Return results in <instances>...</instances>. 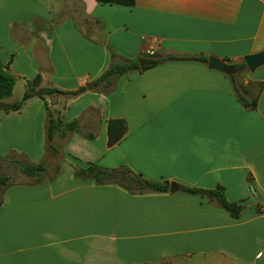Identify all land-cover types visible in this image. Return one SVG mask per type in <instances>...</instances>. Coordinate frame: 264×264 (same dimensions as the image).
I'll return each mask as SVG.
<instances>
[{
    "label": "crops",
    "instance_id": "1",
    "mask_svg": "<svg viewBox=\"0 0 264 264\" xmlns=\"http://www.w3.org/2000/svg\"><path fill=\"white\" fill-rule=\"evenodd\" d=\"M263 51L264 0H135L132 8L0 0V62H10L14 91L21 87L4 104L18 102L25 81L37 75L41 87H83L77 97L54 94L45 101L55 118L76 120L82 133L95 135L90 141L55 134L54 152L47 150V113L31 98L16 112L0 110V156L19 150L33 164L41 156H67L78 168L125 166L179 188L219 186L242 206L233 220L180 190L131 196L75 180L66 164L65 179L54 175L4 193L0 264H264V66L240 79L263 85L253 111L237 101L227 75L194 61L131 72L111 94L90 86L110 63L143 53L232 65ZM113 119L123 120L127 133L108 148L106 122Z\"/></svg>",
    "mask_w": 264,
    "mask_h": 264
},
{
    "label": "trees",
    "instance_id": "2",
    "mask_svg": "<svg viewBox=\"0 0 264 264\" xmlns=\"http://www.w3.org/2000/svg\"><path fill=\"white\" fill-rule=\"evenodd\" d=\"M97 4L109 6H121L125 8H132L135 0H95ZM112 57L113 55L110 54ZM180 61H194L202 64H207V58L203 56H178V55H163L162 59L147 61L143 67H139L140 59L124 60L120 63H110L109 66L101 73V75L91 82L92 90L97 93L107 94L115 87V83L121 76L127 75L131 72L143 73L151 68L167 62ZM235 69L233 75L228 76L232 85L237 101L245 109L253 111L257 108L259 96L262 92V83L248 82L246 85L240 83V79L248 74V71L243 62L239 64H229L226 60L223 61ZM9 63L2 64L0 62V103H6L12 95L17 79L9 73ZM42 80L40 76H35L30 81H25V88L22 92L21 98L14 104H6L3 109L5 112L18 111L23 103L31 98L40 99L45 107L47 113L46 126V148L49 151L54 149L51 145L52 138L58 134L60 138H65L67 134H78L86 140H94L93 133H82L79 124L76 120L64 123L60 118L54 117L50 111L48 104L45 101L46 97L54 94L64 95L69 97H77L86 91L85 88H79L73 92H63L56 88L41 87ZM127 133V127L123 120L113 119L106 122V137L107 147L112 148L119 143ZM8 159V163L14 166L21 175L25 176L30 183L22 185L15 184L12 177L0 174V207L2 204V197L4 193L14 186L32 187L43 182L44 175L47 168L44 163L33 164L24 158L17 156L0 157V162ZM73 178L75 180L92 183L94 186H114L122 189L131 196H142L147 194H168V181H150L145 179L142 175L137 174L125 166L117 168H103L94 163H86L83 167L73 168ZM180 192L205 198L210 204H215L223 209L229 217L237 220L240 217L242 206L237 203L229 202L221 187H216L213 190H203L198 188L181 187Z\"/></svg>",
    "mask_w": 264,
    "mask_h": 264
},
{
    "label": "rangeland",
    "instance_id": "3",
    "mask_svg": "<svg viewBox=\"0 0 264 264\" xmlns=\"http://www.w3.org/2000/svg\"><path fill=\"white\" fill-rule=\"evenodd\" d=\"M87 33L89 34L90 32H87ZM17 88L18 89H16L14 92H15V94L16 93L20 94L21 93V87L20 88L17 87ZM113 90L112 91H109L108 93L111 94L113 92ZM65 100H66L67 103H69V101L71 99L70 98H67ZM57 149L59 151H62L64 148H63V146H59L58 145L57 146ZM31 153H33V152H31ZM10 156H17V157L19 156V157L24 158L25 160L33 163L31 161L30 156L26 152H21L19 150L18 151L17 150H13V151H10V152H6V154H4V156H0V157L10 158ZM42 160L45 163H47L48 164V167H49V172L48 173L46 172L45 175H44V178H43L44 181L45 180L46 181L52 180V177L54 175H55V177H54L55 179L61 178V177L63 179H65V178H67V173H66L67 168H68L67 165H69L71 167L73 166V168L76 167V165H75L76 163L73 160H70L69 158H67V156H64V158H61L60 156H56V157H53V158L52 157H49V156H45V157L41 156V158H40V160H39L38 163H44V162H42ZM0 174L1 175H6V176H9V177H12L14 179L15 184H22L23 185V184L30 183L29 180L25 176L21 175L19 173V171L14 166H12V165H10L8 163V159L0 162Z\"/></svg>",
    "mask_w": 264,
    "mask_h": 264
},
{
    "label": "water",
    "instance_id": "4",
    "mask_svg": "<svg viewBox=\"0 0 264 264\" xmlns=\"http://www.w3.org/2000/svg\"><path fill=\"white\" fill-rule=\"evenodd\" d=\"M161 54H139L138 59L141 60L139 63V67H143L147 61H154V60H160L162 59ZM243 63L248 71V73H254L257 69L264 66V51L260 52L258 54L245 56L243 58ZM207 67L210 70H215L218 72H221L227 76L233 75L235 73V69L228 65L227 63L217 60L216 58L210 57L207 60ZM90 86H86L87 89H89ZM6 105L4 103H0V110L4 109ZM180 190L179 186L176 184L171 183L169 185V193L173 194Z\"/></svg>",
    "mask_w": 264,
    "mask_h": 264
},
{
    "label": "built area",
    "instance_id": "5",
    "mask_svg": "<svg viewBox=\"0 0 264 264\" xmlns=\"http://www.w3.org/2000/svg\"><path fill=\"white\" fill-rule=\"evenodd\" d=\"M152 54V53H151Z\"/></svg>",
    "mask_w": 264,
    "mask_h": 264
}]
</instances>
